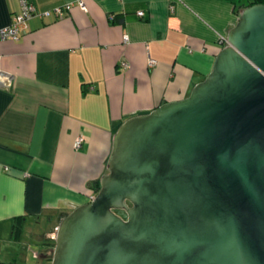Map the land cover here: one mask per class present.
Here are the masks:
<instances>
[{
    "label": "crops",
    "instance_id": "1",
    "mask_svg": "<svg viewBox=\"0 0 264 264\" xmlns=\"http://www.w3.org/2000/svg\"><path fill=\"white\" fill-rule=\"evenodd\" d=\"M29 1L37 12L71 7L0 41V242L16 217L49 233L87 202L117 127L187 96L239 14L224 0ZM18 11L0 0V27Z\"/></svg>",
    "mask_w": 264,
    "mask_h": 264
},
{
    "label": "water",
    "instance_id": "2",
    "mask_svg": "<svg viewBox=\"0 0 264 264\" xmlns=\"http://www.w3.org/2000/svg\"><path fill=\"white\" fill-rule=\"evenodd\" d=\"M105 168L49 264H264V4L187 96L117 127Z\"/></svg>",
    "mask_w": 264,
    "mask_h": 264
},
{
    "label": "rangeland",
    "instance_id": "3",
    "mask_svg": "<svg viewBox=\"0 0 264 264\" xmlns=\"http://www.w3.org/2000/svg\"><path fill=\"white\" fill-rule=\"evenodd\" d=\"M46 228L45 224L27 223L18 241L0 242V264H49L40 256L42 252L52 253L45 244L53 241L54 231L48 233Z\"/></svg>",
    "mask_w": 264,
    "mask_h": 264
},
{
    "label": "built area",
    "instance_id": "4",
    "mask_svg": "<svg viewBox=\"0 0 264 264\" xmlns=\"http://www.w3.org/2000/svg\"><path fill=\"white\" fill-rule=\"evenodd\" d=\"M18 3L19 11L11 16L10 21L7 25L0 27V41L17 40L20 32L26 28L27 20L34 14H38L41 16H49L50 14H53L56 17H60L64 11H68L71 7V3H66L62 6H55L49 10L37 12L29 0H18ZM76 4L79 8L83 9L82 1L79 0ZM142 14V10L136 11L137 16H142ZM122 41L123 43L127 41V36L125 34L122 36ZM221 41L224 42V39H221ZM152 63L153 61L148 60V64ZM122 65L125 66L124 63H122ZM81 140V136H76L72 141V147L74 149L77 148ZM5 169L8 170L7 167Z\"/></svg>",
    "mask_w": 264,
    "mask_h": 264
},
{
    "label": "trees",
    "instance_id": "5",
    "mask_svg": "<svg viewBox=\"0 0 264 264\" xmlns=\"http://www.w3.org/2000/svg\"><path fill=\"white\" fill-rule=\"evenodd\" d=\"M228 3H230L231 5H233L238 11H240L242 8L252 5V4H257V3H261L264 4V0H224ZM94 194L95 192L98 190L99 188V182L98 180L93 181L90 184ZM116 213L123 215V213L121 211H115ZM24 226V218L23 217H16L13 219L12 221V233H11V238L13 241H18L20 239L21 236V232ZM45 246L47 247V249H49V251H52V247H53V241H51L50 243H46ZM47 252L45 253H41L40 256L42 257V259L44 261H48L50 262V258L51 255H46Z\"/></svg>",
    "mask_w": 264,
    "mask_h": 264
}]
</instances>
